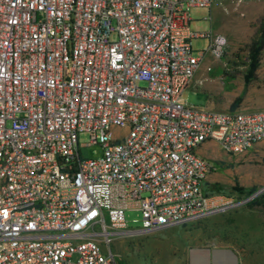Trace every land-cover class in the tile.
<instances>
[{"label":"built area","instance_id":"1","mask_svg":"<svg viewBox=\"0 0 264 264\" xmlns=\"http://www.w3.org/2000/svg\"><path fill=\"white\" fill-rule=\"evenodd\" d=\"M213 1L0 0V264H120L103 247L115 236L256 196L209 193L216 165L198 148L248 152L264 141V109L184 96L226 45L192 27L191 10ZM90 145L101 155L85 156Z\"/></svg>","mask_w":264,"mask_h":264},{"label":"rangeland","instance_id":"2","mask_svg":"<svg viewBox=\"0 0 264 264\" xmlns=\"http://www.w3.org/2000/svg\"><path fill=\"white\" fill-rule=\"evenodd\" d=\"M191 17L193 29L222 35L226 45L219 56L208 52L197 88L188 89L185 99L207 106L208 98L218 109H231L242 95L239 107L264 109V52L255 76L245 86L249 46L259 36L264 0H214L210 7L193 8ZM209 44L208 36L193 41L195 50L206 49ZM89 141V133H81L80 143ZM202 149L216 165L207 180L206 190L210 193L239 198L243 193L235 190L237 183L245 191L264 186V141L238 155L225 152L215 142ZM81 150L90 158L102 152L99 145ZM125 214L130 227L141 226L140 210L127 209ZM103 247L117 252L120 264H264V204L250 200L186 223L117 235L110 246L103 243Z\"/></svg>","mask_w":264,"mask_h":264},{"label":"trees","instance_id":"3","mask_svg":"<svg viewBox=\"0 0 264 264\" xmlns=\"http://www.w3.org/2000/svg\"><path fill=\"white\" fill-rule=\"evenodd\" d=\"M263 52H264V17L261 22L259 36L249 46L250 63H249L248 73L245 76V86H248L251 79L255 76V72L260 66ZM241 100H242V95L237 97V99L232 103L231 109L235 110L239 106ZM234 188L235 190L240 191L243 194H251L257 190L256 187H252L250 189H247V191H245L246 189L244 187L239 186L238 183L235 185ZM251 202L264 204V191L261 194H259L256 198H253Z\"/></svg>","mask_w":264,"mask_h":264},{"label":"crops","instance_id":"4","mask_svg":"<svg viewBox=\"0 0 264 264\" xmlns=\"http://www.w3.org/2000/svg\"><path fill=\"white\" fill-rule=\"evenodd\" d=\"M208 55V54H207ZM207 57V56H206ZM205 57V58H206ZM202 66V65H201ZM201 71H202V68L200 67V69L198 70V72L196 73V75H195V80H194V82H193V85H192V87H191V89L192 88H197L196 87V83L197 82H199V80H200V78L202 77V74H201ZM240 105V104H239ZM207 106H210L211 108H214V109H217V110H232V109H218V108H216L215 107V105H214V103L212 102V101H209V99L207 98ZM232 106V105H231ZM236 109H240V110H254V109H243V108H241V107H237ZM260 109V108H259ZM213 142H209V143H204L203 145H205V144H212ZM203 145H201L199 148H198V152L200 153V154H202V155H204L203 153L205 152V151H203V149H202V146ZM205 156V155H204ZM207 157V156H206ZM210 176V175H209ZM209 178V177H208ZM209 192V191H208ZM210 193V192H209ZM220 194V193H219ZM225 195V194H224Z\"/></svg>","mask_w":264,"mask_h":264},{"label":"water","instance_id":"5","mask_svg":"<svg viewBox=\"0 0 264 264\" xmlns=\"http://www.w3.org/2000/svg\"><path fill=\"white\" fill-rule=\"evenodd\" d=\"M262 189H264V188L262 187L261 189L257 190V191L254 193V195H257L258 193L264 191V190H262Z\"/></svg>","mask_w":264,"mask_h":264},{"label":"bare ground","instance_id":"6","mask_svg":"<svg viewBox=\"0 0 264 264\" xmlns=\"http://www.w3.org/2000/svg\"><path fill=\"white\" fill-rule=\"evenodd\" d=\"M263 188H264V186H263ZM262 190H264V189H262ZM227 253H229V254H231L230 252H227ZM205 255H206V253H204ZM220 254V253H219Z\"/></svg>","mask_w":264,"mask_h":264}]
</instances>
